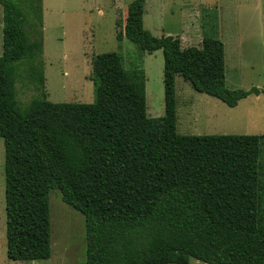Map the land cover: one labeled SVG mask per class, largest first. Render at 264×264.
Wrapping results in <instances>:
<instances>
[{
  "label": "trees",
  "instance_id": "obj_1",
  "mask_svg": "<svg viewBox=\"0 0 264 264\" xmlns=\"http://www.w3.org/2000/svg\"><path fill=\"white\" fill-rule=\"evenodd\" d=\"M41 1L0 0L7 258L50 257L56 185L83 215V264H264V135L178 133L175 77L230 107L264 89L228 88L220 39L182 46L178 36H154L143 27L146 0H132L119 35L162 49L164 114L147 115L143 69H125L115 51L91 58L92 103L50 101ZM21 65L40 90L23 108Z\"/></svg>",
  "mask_w": 264,
  "mask_h": 264
},
{
  "label": "rangeland",
  "instance_id": "obj_2",
  "mask_svg": "<svg viewBox=\"0 0 264 264\" xmlns=\"http://www.w3.org/2000/svg\"><path fill=\"white\" fill-rule=\"evenodd\" d=\"M132 0H42V60L46 98L53 102L92 103L90 79L93 55L115 51L125 69L145 73L146 112L164 114L163 52L140 49L119 35ZM143 27L154 36H178L182 46L199 45L204 36L220 39L225 50L228 88L264 89V0H146ZM29 29V25H26ZM2 10L0 6V53ZM18 68L17 107L40 96L36 83ZM176 129L180 134L264 135V93L251 94L230 107L195 91L175 77ZM4 140L0 137V264H83V215L65 204L56 185L49 190L51 255L35 261L6 256L4 200ZM176 264V263H171ZM188 264H204L190 258Z\"/></svg>",
  "mask_w": 264,
  "mask_h": 264
},
{
  "label": "crops",
  "instance_id": "obj_3",
  "mask_svg": "<svg viewBox=\"0 0 264 264\" xmlns=\"http://www.w3.org/2000/svg\"><path fill=\"white\" fill-rule=\"evenodd\" d=\"M251 95V94H250ZM249 96V95H248ZM256 96H258V95H256ZM246 98V97H245ZM244 99V98H243ZM238 104V103H237Z\"/></svg>",
  "mask_w": 264,
  "mask_h": 264
}]
</instances>
